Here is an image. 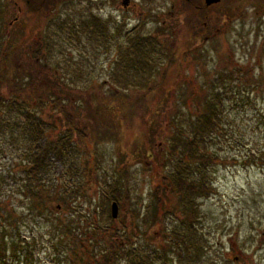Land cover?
Masks as SVG:
<instances>
[{"label": "rangeland", "instance_id": "374dc122", "mask_svg": "<svg viewBox=\"0 0 264 264\" xmlns=\"http://www.w3.org/2000/svg\"><path fill=\"white\" fill-rule=\"evenodd\" d=\"M66 1H69L66 8L75 12L76 17L86 18L90 14H95L108 23L111 31L114 30L115 25L125 22L128 29L132 30L141 26L144 33L152 34L163 42L165 39L172 44L176 41L181 46L178 51L181 52L182 58L180 67H176L177 70L167 80L168 88L138 106L129 118L125 116L126 108L121 100L124 97L115 90L116 86L109 83L111 82L109 72L115 68L114 63L119 58L117 55L121 40L111 39L105 46L106 43H100L101 40L87 39L79 34V43L77 40H72L67 43V46L66 44L56 45L55 54L49 66L50 73L41 66H33L27 62L20 51L18 59L13 63L21 70L23 68L22 71L27 67L30 68V70L27 69L26 74H22V80L26 86L30 81L28 72L34 75L31 83L40 81V83L53 85L62 79L68 86L59 90L61 94L56 91V87H52V98L55 95L58 99H63L62 103L67 105L68 102L65 99H70V96L74 99L72 94H79L88 108L95 105L93 98L100 99L106 108L100 118L119 130L117 136L99 133L98 138L93 143H89L88 147L82 144L73 148L70 166L64 167L57 163V168L51 169L52 172L48 178L54 179L53 185H55L57 173H62L65 174L64 176L73 178L70 189H75L80 184L84 186L82 191L87 198L73 197L70 200L73 201L71 208H74V211L79 210L80 214L87 213L101 199V193L107 191L106 182L114 181L117 171L119 174L120 171L127 169L129 199L125 207L118 205L117 216L110 226L113 228V225L119 227L121 223L123 225L129 223L136 232L133 226L134 221L129 213L131 209L136 210V216H139L134 219L138 220V224L142 221V215L152 205V192L157 184L162 185L159 172L167 168L165 159L168 126L166 122L175 118L177 125L186 130L188 118L196 115L201 100L205 98L204 93H208V83L211 81L214 83L220 74L230 77L233 73L231 79L226 77L222 83L217 79L220 88L221 84L227 87L222 94L223 106L227 114V124L224 126L227 135L223 139L213 140L209 146V151L218 156L217 161L209 166L214 192L199 201V208L203 214L200 226L206 237V253L199 263L193 261L187 263L184 260L178 262L177 259L176 263L264 264V165H260L261 162L257 156L255 163H251V158L248 156L250 149L256 146H259L258 149L264 148V29L256 11L241 3L232 7L227 18L221 19L212 14L207 20L206 32L189 47L183 41L191 39L192 33H196L198 28L191 15L185 18L182 14L180 15L181 10L178 8H181L179 7L181 1L153 0V7L159 5L171 13L166 15L158 12V16L154 17L152 14L148 18H140L133 13L134 11L131 15L122 13L118 0ZM134 1L137 3L140 0ZM61 6L62 4L59 6L55 4L49 11L55 20L59 14H66L65 11L60 10ZM218 8L215 5L214 12L218 11ZM27 11L21 0H0V35L2 40L8 41L9 45L12 40L16 43L24 34H27L30 39L25 46L28 51H31V47L39 38L44 37V13L47 16L49 12L44 10L40 16H36ZM43 37L41 40L44 39ZM56 40L62 39L56 38ZM64 57H71L70 60L73 63H78V65L74 63L72 71L83 69L84 73L74 78L73 74L68 77L67 71L62 66L60 70H55L54 61L63 62ZM157 70L159 73L162 71L159 66ZM237 71L240 73L238 74ZM54 74L56 76H53ZM155 78H157L156 74L153 75V79ZM103 80L107 81L104 85H102ZM90 84L95 87L93 93L97 97L89 96L85 91ZM220 88L215 91H220ZM112 91H116L120 96L110 95ZM191 93L194 94L193 97H190ZM134 96L133 94L132 97ZM68 112L70 115L74 114L72 109ZM48 113L49 110H43L42 119L45 120ZM81 116L82 112L73 117L74 123L80 118L79 123L76 122L73 125L74 128L95 122L94 115ZM58 117L61 118L56 115V118ZM54 124H59L58 120ZM57 129L54 136L58 135ZM13 132L12 135V130L7 129L0 134V178L5 180L0 184L2 185L0 198L11 204L20 216L17 223L19 239L24 242L33 240L34 248L28 261L22 256L18 261H12L15 258H11L7 252L5 264H57L54 260L56 251L52 246L56 243V238H51L48 219H52L51 212L62 215L66 211L59 207L55 208L57 203L54 202L51 211L45 212V215L43 213L45 217L43 218L36 214L34 208L33 211L30 210L28 199L25 200L21 192L17 193L19 187L10 175H16L19 172L18 163L26 142L19 137L18 130ZM141 132L144 133V138ZM138 136H141L138 138L139 141L144 139L142 144L148 138L151 143H148L150 152L136 157L131 154L128 144ZM73 142L77 145L75 141ZM88 162L96 163L95 166L87 167ZM166 196H169L168 193ZM161 197L163 199V196ZM112 202L100 201L105 211L110 209ZM165 209L163 206L160 213L165 212ZM79 213L76 212V215ZM162 220L163 218L159 219L161 222ZM101 222L104 225L107 224L105 219H101ZM159 226H152L148 236L156 235L155 232L158 231ZM8 233L14 234L10 231ZM135 237L139 244L146 242L140 234ZM2 261L3 259L0 258V264H4Z\"/></svg>", "mask_w": 264, "mask_h": 264}, {"label": "trees", "instance_id": "16d2710c", "mask_svg": "<svg viewBox=\"0 0 264 264\" xmlns=\"http://www.w3.org/2000/svg\"><path fill=\"white\" fill-rule=\"evenodd\" d=\"M53 1L21 0L28 9L27 12L36 16H40L44 10H49L50 6L62 4L60 10L65 11L66 14H59L55 20V36L57 39H62L56 40V43L60 41L56 45L66 44L67 46V43L72 40H77L79 43V34L87 39L101 40L100 43H106L105 46L111 39L121 40L117 55L119 58L114 63L115 68L109 72L111 81L109 83L116 86L115 90L124 97L121 100L126 108V117L130 118L138 106L168 88L167 80L180 67L182 58L181 52L178 51L181 46L176 41L172 44L165 39L163 42L152 34L144 33L141 26L132 30L128 29L125 22L115 25L114 30L111 31L108 23L102 21L97 15L90 14L86 18L76 17L75 12L66 8L69 1L56 0L55 3ZM192 20L197 25L198 31L192 33L191 39L183 41L189 47L202 35L204 29L202 19L193 18ZM48 26L52 29V25ZM12 41L9 46L8 41L2 40L0 35V134L8 129L12 130L13 135V131L18 130L19 137L26 142L18 163L19 172L10 176L19 187L17 193L21 192L25 200L28 199L30 210L33 211L34 208L38 216L45 218V212L49 213L53 207L52 203L55 202L57 203L55 208L59 207L66 211L62 215L51 212L52 219H48L51 238H56V243L52 245L56 251L55 262L57 264H177V259L178 262L184 260L187 263L190 261L199 263L206 253V237L200 226L203 214L199 208V201L214 192L209 166L218 158L216 153L209 151V146L213 140L223 139L227 135L226 127H224L227 124V114L222 97L223 90L227 87L221 84L220 88L217 79L222 83L228 76L220 74L214 83L213 81L208 83V93H204L205 98L201 100L196 115L188 118L186 130L177 125L175 118L166 122L168 126L165 159L167 168L159 172L162 185H156L152 192V205L142 215V221L139 224L138 220L134 219L139 215L136 216V210L131 209L129 214L134 221L131 222L137 230L134 232L129 223L127 225L121 223L119 227L113 225L112 228L110 226L113 222L111 210L108 208L105 211L100 203V201H114L117 205L125 207L129 199L127 169L120 171L119 174L117 171L114 181L106 182L107 191L101 193L98 203L94 204L87 213L81 214L79 210L74 211V208H71L73 201L70 198L86 197L82 191L84 186L80 184L81 186L70 189L73 178L64 176L65 174L62 173H57L55 185L52 183L54 179L48 178L52 172L51 169L57 168V163L64 167L70 166L73 148L82 144L88 147L89 143H93L98 138L99 133L117 136L119 130L100 118L106 109L100 99L93 98L96 103L92 108H88L79 94H72L75 101L79 100V102L73 101L74 99L70 96V99H65L68 102L67 105L62 103L63 99H58L55 95L52 98V87H56V91L60 93V89L68 86L62 79L53 85L40 83V81L31 83L34 75L28 72L30 81L26 86V83H23L22 74H26L29 67L22 71L23 68L21 70L13 63L18 59L20 51L22 52L23 41L22 38L16 43ZM55 50V45L45 46L44 50L40 51L42 53L39 52L38 55H47L50 59L54 57ZM70 59L72 58L64 57L63 62L54 61L56 64L53 68L60 70L62 66L67 71L68 77L73 74L72 77L78 78L84 70L72 71L75 62L73 63ZM50 64L46 68L43 66L41 68L50 73ZM75 64L78 65V63ZM158 66L162 69L160 73L157 70ZM237 73L240 72L237 71ZM154 74L157 75L155 79H153ZM231 74L229 79L232 77ZM106 82L103 80L102 85ZM217 88L221 90L215 91ZM85 91L89 96L97 97L93 93L95 87L91 84ZM130 92H133L135 96L132 97L133 94ZM110 95L120 96L116 91H112ZM189 95L194 96L192 93ZM70 109L74 114H69ZM43 110H49L45 120L41 117ZM81 112V117L94 115L95 122L74 128L73 125L76 122L79 123L80 118L74 123L73 117ZM56 115L61 118H56ZM57 120L59 124L56 125L54 122L57 123ZM56 128H58V135L54 136ZM141 134L144 138V133L141 132ZM138 138L141 136L128 144L131 154L136 157L150 152L148 143H151L150 138L144 144H142L144 139L139 141ZM258 147L250 149L248 156L251 158V163H255L257 156L261 162L260 165H264V148L258 149ZM95 163L88 162L87 167L95 166ZM3 180L0 178V184L5 182ZM96 193L98 194V191ZM167 193L169 196H166ZM163 206L166 209L161 214L160 210ZM76 212L79 215H76ZM161 218H163L162 222L159 221ZM19 219L16 209L0 198V258L3 259L4 264L7 252L11 258H15L12 261H18L20 256L28 261L34 248L33 240L24 242L19 239L17 228ZM101 219H105L107 224H102ZM158 225L160 228L156 230V235L148 236L152 226ZM7 230L14 234L8 233ZM139 234L146 241L144 244L136 242L135 235Z\"/></svg>", "mask_w": 264, "mask_h": 264}, {"label": "flooded vegetation", "instance_id": "af4514ba", "mask_svg": "<svg viewBox=\"0 0 264 264\" xmlns=\"http://www.w3.org/2000/svg\"><path fill=\"white\" fill-rule=\"evenodd\" d=\"M56 0L53 2L55 3ZM142 1V2H141ZM181 1V4L178 8L180 11V15L182 14V17L185 18V16L191 15L192 18L196 19H202V34L206 32V24L209 17L214 14L215 16L221 17V19L227 18V14L231 12L232 7L236 4L237 6L241 3L250 6L252 10L256 11L258 14V17L260 19L261 26L264 29V0H219L216 3L207 4L205 0H178ZM119 2V8L122 10V13L131 15L132 12L136 13L138 17L140 18H148L152 16L156 17L159 14H170L171 11L165 10L164 7L155 6L153 7V0H140L136 3L134 0H118ZM123 2V4H122ZM139 5H142V7H139ZM218 6L219 10L214 12L213 8ZM138 8L140 9L138 11ZM237 8V7H236ZM239 8V7H238ZM51 10V6L49 7L48 12ZM179 13V12H178ZM125 18V17H124ZM43 23V22H42ZM48 25H52L49 27ZM55 18L52 16V13L49 12V14L46 16V13H44V39L41 40L42 37L39 38V40L34 44L31 51H28V48H26V44L29 42L30 36H27V34H24L22 38L23 44H22V53L24 55V58H26L27 62H30L33 66H43L48 67V65L51 62V58L47 55L39 56L38 53L41 51V49L44 50L45 46L52 47L53 45L56 46V36H55ZM51 32V33H50ZM206 38V37H205ZM42 52H40L41 54ZM55 53V52H54Z\"/></svg>", "mask_w": 264, "mask_h": 264}, {"label": "water", "instance_id": "95a60500", "mask_svg": "<svg viewBox=\"0 0 264 264\" xmlns=\"http://www.w3.org/2000/svg\"><path fill=\"white\" fill-rule=\"evenodd\" d=\"M207 4H211V3H216L218 2L219 0H205ZM123 4V2H122ZM110 210H111V216L112 218H116L117 216V212H118V205L116 202H112L111 203V206H110Z\"/></svg>", "mask_w": 264, "mask_h": 264}]
</instances>
